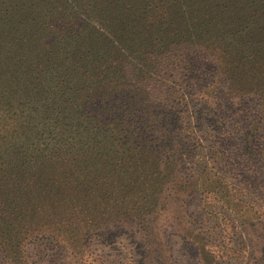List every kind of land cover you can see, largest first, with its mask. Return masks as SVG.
<instances>
[{
  "label": "trees",
  "instance_id": "obj_1",
  "mask_svg": "<svg viewBox=\"0 0 264 264\" xmlns=\"http://www.w3.org/2000/svg\"><path fill=\"white\" fill-rule=\"evenodd\" d=\"M221 90L264 100V0H0L5 263L38 264L42 240L63 264L94 259L126 237L169 264L179 233L156 222L176 212L177 180L228 190L219 146L196 174L184 165L189 97L205 100L197 122H220Z\"/></svg>",
  "mask_w": 264,
  "mask_h": 264
},
{
  "label": "rangeland",
  "instance_id": "obj_2",
  "mask_svg": "<svg viewBox=\"0 0 264 264\" xmlns=\"http://www.w3.org/2000/svg\"><path fill=\"white\" fill-rule=\"evenodd\" d=\"M206 74L203 71L201 77H194L196 88L202 81L214 79ZM201 96L189 97L191 129L185 134L195 149L189 157L185 156L184 165L189 175L196 174L210 160L213 147L219 146L229 160L221 172L228 190L219 191L218 185L219 194H214L207 178L177 180L182 184L173 201L176 212L167 220L169 224L160 228L165 215L156 222L160 232L172 225L179 233L170 239L174 259L169 264H264V107L261 106L264 100L249 96L241 101L221 90L213 108L216 118L224 121L222 126V121H216L215 117H210L213 122H197V110H206ZM248 144L254 146V153L246 149ZM183 234L190 239L183 238ZM42 241L46 243L42 248L32 249L34 256L42 250L35 258L38 264H63L65 261L60 258V251L53 249L54 244ZM94 249L96 258L78 255L69 259L68 264H145L146 256L126 237L109 246L95 243ZM159 253L150 246L148 258ZM0 264H9L1 254Z\"/></svg>",
  "mask_w": 264,
  "mask_h": 264
}]
</instances>
